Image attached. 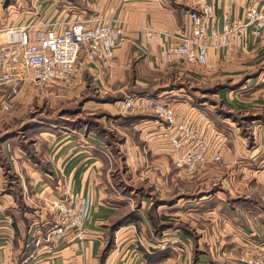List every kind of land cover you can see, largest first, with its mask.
I'll return each mask as SVG.
<instances>
[{
    "label": "crops",
    "instance_id": "0c3cea01",
    "mask_svg": "<svg viewBox=\"0 0 264 264\" xmlns=\"http://www.w3.org/2000/svg\"><path fill=\"white\" fill-rule=\"evenodd\" d=\"M208 1L214 5L209 30L221 31L228 19L246 21L250 4L264 9V0ZM34 2L35 8L40 5L37 13L28 11L29 3L16 7L0 0V28L27 23L44 28L55 23L62 28L79 16L119 24L124 34L109 62L88 63L77 75L86 87L93 86L101 94V98L85 99L83 110L89 114L93 109L105 110L101 127L79 130L87 144L67 130L43 126L38 130L41 141L34 147L37 154H45L42 162L28 157L30 145L24 141L7 139L15 131L1 132L0 264H19L35 248V225L43 235L55 219L51 201L66 193L89 198L86 226L90 236L37 246V264L71 259L84 264H238L236 252L225 258L219 255V248L228 245L236 251L233 239L245 243V232H264V223L253 224L254 218L248 214L245 218L250 221L239 224L238 212L228 199L214 196L216 193L191 196L181 190L180 196H173L171 187L173 191L176 179L181 181L185 173L177 164V149L171 142L177 131L149 109L123 113L121 104L136 93L164 94L174 106L178 124L190 125L210 139L213 136L219 145L223 129L218 125L230 119L219 107L242 110L237 106L239 100L230 94L239 93L241 87L258 88L264 79V34H256L254 26H248L243 37L233 35L229 46L210 48L205 64L167 60L163 50L179 44L191 31L186 14L189 0H68L74 11L69 16L63 14V4L58 10L53 1ZM150 30L157 33V39L150 38ZM100 149L113 151L114 159ZM10 157L20 158L12 167L21 173L12 180L5 170ZM119 163L124 186L135 192L133 196L117 195L111 188L112 168ZM224 208L230 217L222 226ZM196 221L202 224L196 226Z\"/></svg>",
    "mask_w": 264,
    "mask_h": 264
},
{
    "label": "built area",
    "instance_id": "2783aa9c",
    "mask_svg": "<svg viewBox=\"0 0 264 264\" xmlns=\"http://www.w3.org/2000/svg\"><path fill=\"white\" fill-rule=\"evenodd\" d=\"M186 14L192 25L191 31L182 37L179 44L163 50L167 60L179 58L205 64L210 48L229 46L233 42V35L243 37L248 26H254L256 34H264V9L256 4L247 7L246 21L228 19L221 31L216 28L209 30L208 21L214 17V5L208 0H189ZM123 34L121 25L98 17L71 21L62 28L55 23L46 28L33 23L1 27L0 90H4V86H9V89L2 93L0 104L9 109L20 81L30 76L39 81L67 80L79 75L88 63L109 62ZM148 35L152 39L158 37L151 30ZM143 109L155 112L177 131L172 135L171 142L177 149V164L187 172H194L198 167L221 159V154L212 149L205 136L190 125L177 123L174 106L164 94L136 93L122 100L123 113ZM50 205L55 219L47 224L43 235L35 225V248L49 242L56 244L62 238L82 241L90 236L86 226L90 212L89 198L66 193L53 199ZM35 248L25 254L19 264H37ZM243 261L247 264H264V258L258 257H243ZM52 264L84 263L71 259Z\"/></svg>",
    "mask_w": 264,
    "mask_h": 264
},
{
    "label": "rangeland",
    "instance_id": "374dc122",
    "mask_svg": "<svg viewBox=\"0 0 264 264\" xmlns=\"http://www.w3.org/2000/svg\"><path fill=\"white\" fill-rule=\"evenodd\" d=\"M2 1L6 5L11 3L16 7H19L20 4L27 5L29 3L28 11L31 13L35 11L37 13L40 10V5L39 8H35L37 3L34 1H40L41 4L53 1L58 10L61 4L64 5L61 8L64 15L69 16L74 12L69 7L68 0ZM78 19L83 20L86 18L76 16L73 21ZM70 22L68 21L64 25L66 26ZM79 80H82V77L74 76L67 80L39 81L30 76L20 81L18 92L10 103L9 109L2 107L0 104V134L15 131L7 139H15L18 143L24 141L25 144L30 145L28 157L42 162L46 158L45 154H37L34 152V147L38 144L37 142L41 141L38 130L43 126L54 125L55 127L52 126L51 128L63 132L67 130L70 134L79 136L82 142L87 144L85 135L79 130H85L86 127H101L106 118H103L102 113L105 112L102 109L103 107L99 110L93 109V114H89L87 109L83 110L85 99L91 97L101 98V94L93 86L86 87L85 83ZM76 81H79L84 87L80 88V84H77ZM259 82L261 83L258 88H255V86L241 87L239 93L232 92L230 94L231 98L235 97L239 100L237 106L242 107V110L231 112L228 108L219 107L226 115H230V119L221 121L222 125H218L220 129H223V137L219 145L218 140L215 141L212 138L213 136H210V139L205 135L214 151L219 148L218 152L221 154V159L209 162L204 168L202 167L203 169L199 167L198 169H201L199 173L196 172L198 169L194 172L184 170L183 172L186 173H183L182 178L184 179L181 181L176 179L177 184L174 186L173 191V186L171 187L173 196H180L181 190L191 196H209L212 193H216L214 196H223V198L228 199L229 205L236 210L234 211L238 212L237 222L241 225L250 221L245 218L248 214L253 216L251 217L255 221L253 224L264 223V79ZM8 89L9 86H4V90H0V97ZM207 96L212 98L209 95ZM42 139L46 140L43 137ZM100 152L110 159L111 157L114 159L115 154L113 151L100 149ZM119 156L120 154L117 153L116 158L119 159ZM16 158L12 159L10 157V161L5 166L10 180L21 173L20 170L15 171L12 167V164L16 162L15 160L20 159ZM6 161L3 160V162ZM119 167L120 163L116 166V169H114L115 166L112 168L114 188H111L117 195L123 193L122 196H133L132 193L135 192L128 191V188L124 186L125 181L122 179L121 170H118ZM227 217H230V211L224 208L219 224L225 226L224 219H227ZM199 218L201 222L205 223L204 218ZM233 219L235 222L234 215ZM200 221H196V226L202 224ZM244 236L247 240L243 244L237 242L238 239L236 241V238L233 239L236 251H233V248H228V245H223L219 248V255L228 258L232 254L235 255L236 252L238 258L235 261L238 264H247L243 261V257L264 258V232L260 231L257 234L249 232L247 235L245 232Z\"/></svg>",
    "mask_w": 264,
    "mask_h": 264
}]
</instances>
